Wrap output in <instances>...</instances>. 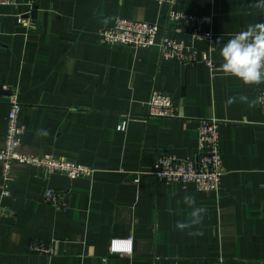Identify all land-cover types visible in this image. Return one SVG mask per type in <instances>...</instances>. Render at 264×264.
<instances>
[{
    "label": "crops",
    "instance_id": "obj_1",
    "mask_svg": "<svg viewBox=\"0 0 264 264\" xmlns=\"http://www.w3.org/2000/svg\"><path fill=\"white\" fill-rule=\"evenodd\" d=\"M18 2L0 6V148L9 85L19 92L26 128L19 151L95 171L91 178L45 177L14 161L4 195L0 162V264H264V107L256 98L264 82L224 75L217 48L218 38L264 19L257 0ZM170 9L212 15L213 74L203 63L160 58L154 46L98 41L99 28L123 17L157 23V39L166 33L186 42L185 33L171 31ZM195 47L201 53L206 44ZM154 89L175 99L178 116H148ZM206 117L219 121L224 174L217 192L164 185L143 173L159 152L192 157L198 120ZM45 188L62 195L63 209L44 201ZM185 195L206 209L198 225ZM128 239L130 252L109 253L111 240L123 247ZM36 240L52 244L51 256L29 252Z\"/></svg>",
    "mask_w": 264,
    "mask_h": 264
},
{
    "label": "built area",
    "instance_id": "obj_2",
    "mask_svg": "<svg viewBox=\"0 0 264 264\" xmlns=\"http://www.w3.org/2000/svg\"><path fill=\"white\" fill-rule=\"evenodd\" d=\"M158 3L172 4L174 0H156ZM18 0H0L1 5L16 8ZM24 20L26 28H29V19ZM168 19L174 24L171 31L185 33L187 41L177 40L172 35L164 33L157 39L159 26L155 22L135 20L131 18L116 17L110 26L101 27L98 30V41L104 45H123L137 47H157L160 58L169 59L184 65L203 63L211 74L215 68L212 52L215 48V40L210 25L211 14H198L185 10L168 11ZM203 25H209V29L203 30ZM196 41H203L206 49L198 53L195 47ZM7 97L8 112L6 119V132L2 148H0V162L3 170L2 187L3 194H8L6 183L11 179V166L14 161L29 164L43 172L44 176L54 173L63 174L69 179L91 178L95 168L74 160H65L50 153L40 156L25 154L19 151L21 136L26 128L19 123L21 104L18 100V90L9 85L3 86ZM259 104L264 107V87L256 92ZM148 116L155 118H172L178 116L175 99L168 93L154 89L146 103ZM219 121L213 117L200 118L197 125L196 150L192 157L177 158L164 152H159L149 170L143 171L164 185L184 188L193 184L197 190H211L217 192L220 188L221 177L224 174L222 158L219 148ZM122 123L117 128L122 130ZM140 173V172H139ZM137 181V179H135ZM43 199L57 210L65 207L62 195L52 188H45ZM116 240H111L108 246L109 253L130 252L131 240L126 241L127 246H118ZM29 252L51 256L53 246L43 241H32L29 244ZM104 260V259H103Z\"/></svg>",
    "mask_w": 264,
    "mask_h": 264
},
{
    "label": "clouds",
    "instance_id": "obj_3",
    "mask_svg": "<svg viewBox=\"0 0 264 264\" xmlns=\"http://www.w3.org/2000/svg\"><path fill=\"white\" fill-rule=\"evenodd\" d=\"M257 8L259 15L264 17V0H257ZM217 45L222 60L220 69L224 75L235 76L245 85L264 82V19L248 25L226 40L224 37L218 38ZM236 99L229 97L228 102ZM239 100L246 102L248 97L241 94ZM184 203L190 208L191 223L200 224L206 209L196 206L192 195H185ZM176 227L183 229L185 225L177 222Z\"/></svg>",
    "mask_w": 264,
    "mask_h": 264
}]
</instances>
